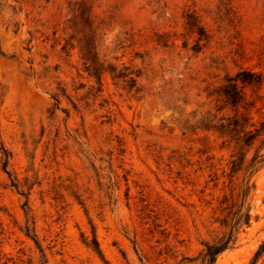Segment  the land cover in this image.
I'll list each match as a JSON object with an SVG mask.
<instances>
[{
	"label": "rangeland",
	"instance_id": "rangeland-1",
	"mask_svg": "<svg viewBox=\"0 0 264 264\" xmlns=\"http://www.w3.org/2000/svg\"><path fill=\"white\" fill-rule=\"evenodd\" d=\"M243 71L264 78V0H0V264H206L230 154L205 113ZM252 184L214 264H264Z\"/></svg>",
	"mask_w": 264,
	"mask_h": 264
},
{
	"label": "trees",
	"instance_id": "trees-1",
	"mask_svg": "<svg viewBox=\"0 0 264 264\" xmlns=\"http://www.w3.org/2000/svg\"><path fill=\"white\" fill-rule=\"evenodd\" d=\"M218 94L222 106L216 114L205 113L209 122L215 124L205 132H212L221 141L220 150L230 155L222 168L209 163L214 158L208 159L206 169L208 183L217 189L221 181L223 185L228 182L229 192L222 190L217 199L216 211L223 216L217 221L224 232L216 242L204 245L206 264H214L221 254L234 248L240 235L251 226L252 207L247 202L253 190L252 177L264 167V78L243 71L220 88Z\"/></svg>",
	"mask_w": 264,
	"mask_h": 264
}]
</instances>
